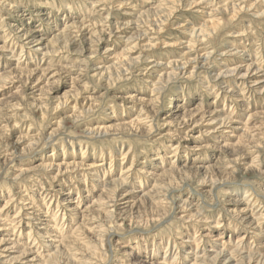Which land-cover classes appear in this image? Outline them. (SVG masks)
Masks as SVG:
<instances>
[{
    "label": "rangeland",
    "instance_id": "rangeland-1",
    "mask_svg": "<svg viewBox=\"0 0 264 264\" xmlns=\"http://www.w3.org/2000/svg\"><path fill=\"white\" fill-rule=\"evenodd\" d=\"M261 13L0 0V264H264Z\"/></svg>",
    "mask_w": 264,
    "mask_h": 264
},
{
    "label": "clouds",
    "instance_id": "clouds-1",
    "mask_svg": "<svg viewBox=\"0 0 264 264\" xmlns=\"http://www.w3.org/2000/svg\"><path fill=\"white\" fill-rule=\"evenodd\" d=\"M261 15H264V13H261ZM165 215H167V213H164V214L160 215L159 219L163 220ZM148 226L149 225L147 223L141 221L139 223L134 222L133 225H132V228H140V227L147 228ZM106 231H113V229H107Z\"/></svg>",
    "mask_w": 264,
    "mask_h": 264
},
{
    "label": "bare ground",
    "instance_id": "bare-ground-1",
    "mask_svg": "<svg viewBox=\"0 0 264 264\" xmlns=\"http://www.w3.org/2000/svg\"><path fill=\"white\" fill-rule=\"evenodd\" d=\"M216 28H217V27H216ZM222 122H224V121H222ZM222 122L220 123L221 125L225 123V122H224V123H222ZM119 182H120V181H119ZM126 195H127V194H126ZM126 199H127V198H126ZM217 255H219V256H220V254H217ZM250 259H251V258H250Z\"/></svg>",
    "mask_w": 264,
    "mask_h": 264
}]
</instances>
